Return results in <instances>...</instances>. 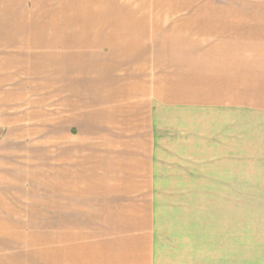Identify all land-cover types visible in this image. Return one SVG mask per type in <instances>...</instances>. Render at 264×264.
<instances>
[{
	"label": "crops",
	"instance_id": "0c3cea01",
	"mask_svg": "<svg viewBox=\"0 0 264 264\" xmlns=\"http://www.w3.org/2000/svg\"><path fill=\"white\" fill-rule=\"evenodd\" d=\"M0 51V260L50 228V264H156L177 179L264 264V0H0Z\"/></svg>",
	"mask_w": 264,
	"mask_h": 264
},
{
	"label": "rangeland",
	"instance_id": "374dc122",
	"mask_svg": "<svg viewBox=\"0 0 264 264\" xmlns=\"http://www.w3.org/2000/svg\"><path fill=\"white\" fill-rule=\"evenodd\" d=\"M21 38L27 39V55H41L49 50L50 37ZM174 141L177 142L175 133L172 134ZM173 145L172 155L177 153V143ZM171 167L177 176V163L171 162ZM170 183V194L156 197V264H225L226 240L218 229L221 221L218 227L213 221L220 220L217 209L226 200L212 196L182 197L177 194V179ZM192 204L196 205L193 214L189 211ZM25 230L26 235L19 238L20 242L14 243L12 236L11 258L0 260V264H50L51 229Z\"/></svg>",
	"mask_w": 264,
	"mask_h": 264
}]
</instances>
